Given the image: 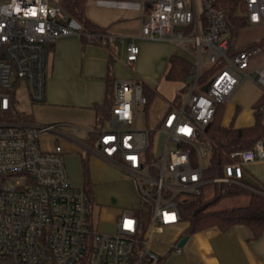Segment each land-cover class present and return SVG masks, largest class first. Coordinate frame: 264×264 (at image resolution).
Listing matches in <instances>:
<instances>
[{
    "label": "built area",
    "instance_id": "1",
    "mask_svg": "<svg viewBox=\"0 0 264 264\" xmlns=\"http://www.w3.org/2000/svg\"><path fill=\"white\" fill-rule=\"evenodd\" d=\"M215 1L98 0L139 7L140 32L126 45L129 67L139 57L137 38L169 41L194 57L192 72L181 83L186 99L178 94L154 117L153 103L145 109L143 82H115L109 129L97 130L96 151L132 176L144 206L123 210L116 233L106 234L91 211V195L72 186L62 148H42L41 135L56 126L12 121L8 113L16 80L26 81L32 103L45 101L50 49L59 39L86 36L89 43L110 48L125 39L88 33L62 0H0V264H159L153 250L157 229L178 228L182 205L201 195L204 185L240 186L244 166L264 162L263 139L231 153L222 176L205 180L212 163L208 130L218 107L251 81L263 93L264 113V65L251 69L264 46L257 40L233 47L236 36ZM243 6L250 27H264V0H244ZM140 111L148 116L143 130L137 128Z\"/></svg>",
    "mask_w": 264,
    "mask_h": 264
},
{
    "label": "crops",
    "instance_id": "2",
    "mask_svg": "<svg viewBox=\"0 0 264 264\" xmlns=\"http://www.w3.org/2000/svg\"><path fill=\"white\" fill-rule=\"evenodd\" d=\"M97 5L106 11L105 20L102 21V25L98 24V26L105 29L107 33L113 35L125 28L131 21H137L139 34L142 25L141 17L132 18L128 11L132 9L140 12L137 4L97 2ZM138 34L123 37L125 40L112 48L99 44H83L81 37L79 40L78 36L63 37L50 51L46 98L43 103L32 104L33 114L36 118L33 123L56 126L55 131L41 135V145L46 151H53L57 146L62 148L70 182L76 188L85 186L83 166L85 158H88L89 161L91 182H96L100 172L106 171V169L113 171V168L110 167L111 163L97 153L98 138L94 139L92 136L97 132L98 127L99 114L96 106L104 104L107 98V77L111 56L114 60L111 68L114 81L132 80L131 69L133 67L127 65L126 59H118V46L127 45L129 38L137 37ZM260 38L262 41L263 38ZM137 40L141 39L137 38L135 43ZM254 41L257 40L253 39L248 43ZM238 43V38L235 37L233 47L240 49ZM167 72L168 69L166 74ZM152 90L157 95V98L152 102V114L154 115L160 110L163 111L166 106L165 102L174 99L181 91L176 89L165 95L164 90L162 92L157 89ZM259 103H263L261 89L251 81L243 82L237 92L224 105V116L228 111L229 123L224 121L223 116V125H232L235 128L252 127L255 124L254 108ZM248 110L252 111V117L246 115ZM241 111L243 112L239 123L235 124ZM259 168L263 170L260 173L264 179L263 161L252 162L244 166V178L241 185L237 187L242 188L248 197L250 193L264 194V185L259 183V179L256 177ZM115 173L114 179L102 182L104 184H122L125 177L119 171L115 170ZM119 212L120 210L116 212L117 218ZM160 234L159 230L154 235L153 243V250L161 258L160 264H264V235L259 239H252L250 229L244 226L234 227L227 232H221L217 228L199 232L189 238L186 245L181 247L179 254L173 252V248L178 246L182 239L181 231L166 241L160 238Z\"/></svg>",
    "mask_w": 264,
    "mask_h": 264
},
{
    "label": "rangeland",
    "instance_id": "3",
    "mask_svg": "<svg viewBox=\"0 0 264 264\" xmlns=\"http://www.w3.org/2000/svg\"><path fill=\"white\" fill-rule=\"evenodd\" d=\"M97 2L98 0H88L85 8V14L91 22L97 25H102V21L105 20L107 14L104 8L99 7L97 5ZM198 8L200 10L202 8L201 5H199ZM128 11L132 18L140 17V12L132 9ZM138 30V22L131 21V23L128 24L125 28H123L121 31L115 32L113 35L117 37L135 36L138 34ZM236 37L238 38V45L240 46V49L242 46L246 45L250 40H260V37L263 38L261 44L264 46V28L249 27L239 31ZM78 38L80 40V37ZM136 45L138 46L140 53L137 63L135 64L133 69H131V79H139L141 82L148 85L151 89H157L161 92L167 85L166 89L163 91V93H166L165 95H167L170 91L172 92V90H181V83L166 81L165 74L167 69H169L168 63L170 56L172 54H177L185 57L189 61H194V57L169 41L137 40ZM118 47V59H126V44L119 45ZM237 49L239 50V48ZM263 65L264 52L254 58V60L252 61L251 69H255ZM207 71L208 68L205 67L204 72L206 73ZM178 93L180 94V97L183 100L186 99L187 94L185 91H179ZM13 95L15 100L14 105L16 107V111L21 115L24 113L32 114L35 118V115L33 114L32 104L36 103H32L29 99L27 83L25 80H16V85L13 89ZM139 109L142 108L140 107ZM242 112L243 111L238 114L235 124L239 123V120L242 116ZM246 115L252 117V111L248 110V113L246 112ZM228 117V111H226L224 116V121L226 123H229ZM138 119V129L143 130L149 126L148 116H146L145 112L140 111ZM153 120H155V118H153ZM133 128L135 129L136 126H134ZM104 129H109V122H106L104 124ZM163 141V137H160L158 139L160 146L162 145ZM110 167L113 168V171L112 169H106V171L100 172L97 177L98 181H92L90 203L91 211L99 222L100 232L106 234L116 233V212L118 210H120L118 214L119 216L123 210H139L142 209V207L144 206L142 198L136 191L135 183L133 181L132 176L126 174L113 164H110ZM115 170L119 171L125 177V181L122 184H104L102 181L114 179L116 177ZM262 171L263 170L259 168V170H257L256 177L259 179V183L264 185V179L263 177H261L260 173ZM214 178L217 177L208 175V171L205 172V180H213ZM236 187L237 186L232 184L209 183L201 188V195L191 197L188 199V201L195 199L203 201L204 203H210L213 200L217 199V202H215L211 206L212 209H225L233 206L246 205L248 203V195L245 192H239L235 190ZM187 226L188 224L186 222H183L176 229L172 228L171 230V228L169 227L159 228L157 229L156 234L160 230V238L163 241L168 240L171 236L179 234L180 231L184 236H187L188 232L185 231L187 229ZM191 236L193 235H189V237ZM173 252L179 254L175 248H173Z\"/></svg>",
    "mask_w": 264,
    "mask_h": 264
},
{
    "label": "trees",
    "instance_id": "4",
    "mask_svg": "<svg viewBox=\"0 0 264 264\" xmlns=\"http://www.w3.org/2000/svg\"><path fill=\"white\" fill-rule=\"evenodd\" d=\"M244 0H216L215 5L225 13L229 27L232 31L233 38L243 29L249 28L250 25L242 16L244 12ZM88 0H62L65 10L78 21H80L88 33L103 34L105 29L91 22L86 14L85 8ZM83 44H88L86 36H82ZM97 44V43H95ZM54 48L51 47L50 51ZM113 57H110V68L107 77V98L104 104L97 105L96 109L99 114L97 130L102 129L104 124L112 117V107L114 104V85L115 81L111 75ZM169 69L166 74V80L169 82L182 83L192 72V62L183 56L172 54L168 63ZM210 70L205 73L204 81L209 78ZM144 93L151 103L157 98L156 93L145 83ZM15 104V100H14ZM263 103L255 105L254 115L255 124L252 127L235 128L234 126H224V105H220L217 110L214 121L212 122L208 135L212 140V163L206 170L208 175L214 177L222 176V166L230 161V154L233 152L252 148L259 140L264 139V113L262 111ZM8 118L12 121L34 122L32 114H19L15 105L8 113ZM93 138H98L95 132ZM84 189L91 195L92 182L90 179V169L88 158L84 159ZM235 190L243 192L242 188L236 187ZM217 202V199L210 203H204L199 200H189L182 205L183 222L188 224L187 236L204 232L209 229L217 228L221 232H227L237 226H244L250 229L252 239H259L264 235V194L250 193L249 201L246 205L233 206L225 209H212L211 206ZM184 237L183 234L181 235ZM160 264V263H159Z\"/></svg>",
    "mask_w": 264,
    "mask_h": 264
},
{
    "label": "water",
    "instance_id": "5",
    "mask_svg": "<svg viewBox=\"0 0 264 264\" xmlns=\"http://www.w3.org/2000/svg\"><path fill=\"white\" fill-rule=\"evenodd\" d=\"M205 91L207 90V88L204 89ZM189 236H184L180 242L178 243L179 247H184L186 245V243L189 241Z\"/></svg>",
    "mask_w": 264,
    "mask_h": 264
}]
</instances>
